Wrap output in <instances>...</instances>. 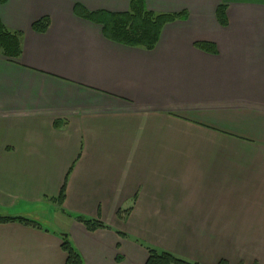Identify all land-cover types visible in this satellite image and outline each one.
Wrapping results in <instances>:
<instances>
[{"label": "crops", "instance_id": "1", "mask_svg": "<svg viewBox=\"0 0 264 264\" xmlns=\"http://www.w3.org/2000/svg\"><path fill=\"white\" fill-rule=\"evenodd\" d=\"M77 4L130 8L0 5L3 25L23 34L19 59L0 54V216L40 225L0 224V264H66L63 235L84 264H146L148 248L264 264V0H145L186 13L152 51L107 39Z\"/></svg>", "mask_w": 264, "mask_h": 264}, {"label": "trees", "instance_id": "2", "mask_svg": "<svg viewBox=\"0 0 264 264\" xmlns=\"http://www.w3.org/2000/svg\"><path fill=\"white\" fill-rule=\"evenodd\" d=\"M8 0H0L4 5ZM75 14L80 18L99 24L103 27L105 37L115 43L152 51L157 46L163 28L170 23L184 20L186 13H156L147 9L145 0H130V8L125 13H108L104 11L89 12L81 5H75ZM221 25H227L226 6L220 5L216 12ZM50 26L49 18L45 17L32 25L37 33H45ZM23 34L19 31L7 29L0 20V54L9 60H17L22 55ZM198 49L216 53L215 46L210 43L199 42L195 45ZM65 199V187L62 188L59 203ZM89 231L107 228L99 221L77 217ZM21 223L30 227H39V223L23 217L0 216V224ZM62 249L67 254L66 264H84L81 255L72 246L67 235L62 236ZM146 264H195L180 259L168 252H159L148 248ZM217 264H228L222 260Z\"/></svg>", "mask_w": 264, "mask_h": 264}, {"label": "rangeland", "instance_id": "3", "mask_svg": "<svg viewBox=\"0 0 264 264\" xmlns=\"http://www.w3.org/2000/svg\"><path fill=\"white\" fill-rule=\"evenodd\" d=\"M63 220H66V219H64V218H62ZM49 224H51L50 222H49ZM58 224V223H57ZM52 226V225H51Z\"/></svg>", "mask_w": 264, "mask_h": 264}]
</instances>
